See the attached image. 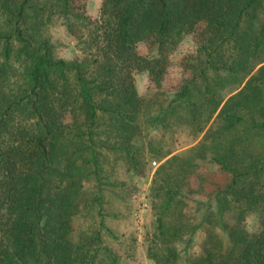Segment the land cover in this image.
<instances>
[{
  "label": "trees",
  "instance_id": "obj_1",
  "mask_svg": "<svg viewBox=\"0 0 264 264\" xmlns=\"http://www.w3.org/2000/svg\"><path fill=\"white\" fill-rule=\"evenodd\" d=\"M57 32L78 53L58 55ZM186 38L187 74L165 90ZM179 131L184 156L166 146ZM108 154L140 175L163 159L153 264H264V0H101L95 18L82 0H0V264H120L104 190H127ZM196 157L227 175L191 189ZM188 191L206 196L194 220Z\"/></svg>",
  "mask_w": 264,
  "mask_h": 264
},
{
  "label": "rangeland",
  "instance_id": "obj_2",
  "mask_svg": "<svg viewBox=\"0 0 264 264\" xmlns=\"http://www.w3.org/2000/svg\"><path fill=\"white\" fill-rule=\"evenodd\" d=\"M82 2L86 12L92 18L97 17L101 0H82ZM57 33L60 34L61 40L67 44L66 47H61L57 50L58 55L72 57L78 53L74 46L73 38L67 37L60 32ZM191 47L192 40L186 38V40H183L182 44L172 53L170 65L167 68L162 82L163 89L172 90L187 74L183 70L180 60L182 55L190 50ZM141 49L144 50L145 48L142 47ZM134 77L139 92H146L149 83L147 75L145 73L135 72ZM160 133L161 130L152 129L151 131L152 135H159ZM187 138L188 136L184 131H179L175 133V140L167 139L166 146L177 147L173 152L179 150V152H182L181 156L187 155L188 151H185V148L195 142V140H191L190 142ZM111 159L112 155L108 154L109 163L107 165V171L112 173V175H116L119 179L126 181L123 185V189L125 188L127 192L125 194L126 198L119 199L115 197L112 191L116 192L118 188L116 185H113V183L108 184L107 188L104 190V207L107 211L105 221L119 236L117 239L110 237L106 239L120 255V264H153V261L146 256V242L150 238L154 225V203H158L159 197L151 195L150 186L152 184L153 175H155V170L163 159L156 161L152 160L150 166H147L146 172L142 175L125 170L122 161L117 162L115 169H113ZM194 161L201 162L198 157H196ZM214 167L215 165L210 162H201L196 166L194 165L193 172L188 174L190 175L188 178L190 185H187L191 189L196 188L198 183L196 175L199 173H201V175H227L223 172H217ZM185 193H187L186 188ZM205 199L206 196L204 193L188 191L183 211L190 220H194L195 214L198 213L195 209V201H203ZM213 201L214 200H212V202ZM203 237L204 231L201 228L197 229L194 236L195 243L194 245L192 244L190 251H198V244L202 241Z\"/></svg>",
  "mask_w": 264,
  "mask_h": 264
}]
</instances>
